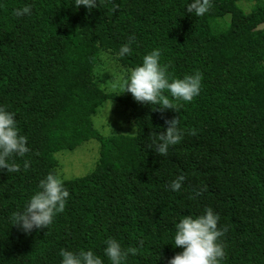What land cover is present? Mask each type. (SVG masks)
Returning <instances> with one entry per match:
<instances>
[{"label":"trees","instance_id":"1","mask_svg":"<svg viewBox=\"0 0 264 264\" xmlns=\"http://www.w3.org/2000/svg\"><path fill=\"white\" fill-rule=\"evenodd\" d=\"M188 2L98 0L89 11L74 0H0V106L15 114L30 149L10 158L20 171L0 170V264H60L61 248L91 249L109 264L108 238L136 250L126 264H168L183 250L171 243L174 224L208 207L228 229L222 264H264V0H211L201 17ZM25 5L30 16L13 15ZM130 37L131 53L114 56ZM157 48L170 76L202 74L200 94L178 102L179 112L100 87L101 50L131 70ZM107 101L125 107L136 135L95 129ZM173 118L182 139L160 156L148 146ZM90 140L100 143L99 159L85 177L63 181L65 211L27 234L13 225L39 181L57 174L55 154ZM178 175L185 179L174 192Z\"/></svg>","mask_w":264,"mask_h":264},{"label":"clouds","instance_id":"2","mask_svg":"<svg viewBox=\"0 0 264 264\" xmlns=\"http://www.w3.org/2000/svg\"><path fill=\"white\" fill-rule=\"evenodd\" d=\"M98 0H74V5H81L91 11L97 7ZM211 8V0H190L186 6L188 13L201 17ZM32 8L25 5L13 10V15L22 17L31 15ZM134 37H130L118 52L113 55L123 57L131 53ZM161 50L153 49L143 56L142 63L131 69L123 80L113 79L112 87L120 93H130L136 102L155 104L159 110L171 109L179 112L182 105L178 102L190 103L201 91L202 74L195 71L185 74L182 78H174L167 73V66L160 63ZM101 61L110 69L115 65L111 63L112 57L108 53L101 55ZM165 93L168 95L166 96ZM171 97L169 99L168 97ZM112 107V106H111ZM109 112L105 113V118ZM167 128L163 134L149 144L160 156H166L170 146L178 144L182 139V132L178 128V118L165 121ZM30 151L27 146V137L19 134L16 126L15 114L0 106V170L6 169L8 173L20 171L19 164L10 162L15 155L24 157ZM23 167H29V161L23 162ZM185 177L176 176L169 184L171 191H179ZM38 191L23 205L22 210L13 213L12 224L25 234L33 229L48 228L54 217L65 211L70 193L64 186L60 176L49 172L39 181ZM197 191L195 196H199ZM195 198V197H190ZM219 214L211 207L205 208L197 216L186 215L174 224L172 244L183 250L168 260V264H222L225 258V246L221 239L228 231L227 227H218ZM103 256L109 264H126L129 255H135L134 248H123L121 243L108 238L104 241ZM60 264H104V259L93 250H66L61 248Z\"/></svg>","mask_w":264,"mask_h":264},{"label":"rangeland","instance_id":"3","mask_svg":"<svg viewBox=\"0 0 264 264\" xmlns=\"http://www.w3.org/2000/svg\"><path fill=\"white\" fill-rule=\"evenodd\" d=\"M239 6L248 14L250 13L252 4L240 2ZM259 29L264 30V24L259 26ZM104 53L108 52L104 50L100 51L95 67V74L100 87L109 93L132 97L130 93H120L118 89L112 87V80H123L130 69L120 68L117 59L108 53L112 57L111 63L115 65L114 69H110L100 59ZM106 112H109L107 120L105 118ZM131 121L129 112L120 103L115 101L105 102L93 117L95 129L104 137L116 135L117 133L131 136L136 135V127ZM99 152L100 143L97 140H90L75 150H64L56 153L55 158L59 164L57 174L62 181L85 177L95 169L96 162L99 159Z\"/></svg>","mask_w":264,"mask_h":264}]
</instances>
